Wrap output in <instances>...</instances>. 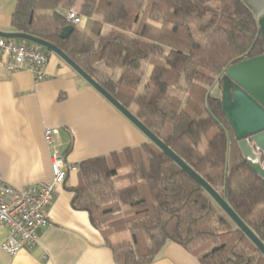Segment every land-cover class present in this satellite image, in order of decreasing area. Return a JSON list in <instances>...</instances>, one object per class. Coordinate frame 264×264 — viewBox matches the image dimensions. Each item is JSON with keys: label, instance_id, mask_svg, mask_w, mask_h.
Wrapping results in <instances>:
<instances>
[{"label": "trees", "instance_id": "1", "mask_svg": "<svg viewBox=\"0 0 264 264\" xmlns=\"http://www.w3.org/2000/svg\"><path fill=\"white\" fill-rule=\"evenodd\" d=\"M77 1L16 0L11 28L61 50L205 180L264 244V180L242 158L220 93H211L220 89L226 69L263 54L245 2L80 0L76 10ZM72 8L96 18L87 32L73 26L61 38L69 24L58 10ZM77 174L71 206L87 213L117 264L152 263L168 242L200 264H264L210 196L149 141L85 160ZM120 182L127 184L117 188ZM124 232L128 240L111 242Z\"/></svg>", "mask_w": 264, "mask_h": 264}, {"label": "crops", "instance_id": "2", "mask_svg": "<svg viewBox=\"0 0 264 264\" xmlns=\"http://www.w3.org/2000/svg\"><path fill=\"white\" fill-rule=\"evenodd\" d=\"M15 6L16 0H0V31L14 32L11 16ZM44 73L42 81L34 82L27 69L7 71L0 65V186L20 189L50 180L52 149L43 139L47 127L59 130L56 152L76 167L85 160L148 142L59 57L49 56ZM78 183L77 171L69 172L56 190L49 223L38 229L35 245L15 256L0 248V264H117L87 213L71 206V189ZM7 235V229L0 228V245ZM128 239L127 232L110 238L115 244ZM149 264L200 263L168 242Z\"/></svg>", "mask_w": 264, "mask_h": 264}, {"label": "water", "instance_id": "3", "mask_svg": "<svg viewBox=\"0 0 264 264\" xmlns=\"http://www.w3.org/2000/svg\"><path fill=\"white\" fill-rule=\"evenodd\" d=\"M243 1L253 13L258 24L262 39L263 54L241 61L225 70L219 85L221 109L234 134L242 158L249 168L264 180V0ZM72 30L73 27L71 25L66 26L62 30L60 37L65 38ZM0 38L29 42L59 57L140 131L149 142L160 149L162 153L197 183L264 257V244L241 221L227 202L205 180L139 122L129 110L116 101L61 50L48 42L16 32L5 33L0 31Z\"/></svg>", "mask_w": 264, "mask_h": 264}, {"label": "built area", "instance_id": "4", "mask_svg": "<svg viewBox=\"0 0 264 264\" xmlns=\"http://www.w3.org/2000/svg\"><path fill=\"white\" fill-rule=\"evenodd\" d=\"M60 14L72 27L79 28L81 25L82 16L74 8ZM48 61L49 56L37 47L0 38V65L7 71L27 69L34 82H39L45 78L44 68ZM58 136L59 130L56 128L43 130L44 142L52 149L49 181L20 189L0 186V228L8 231L0 248L10 256L35 245L38 229L49 223V210L58 186L65 181L69 172L77 171L76 166L68 165L64 157L56 152Z\"/></svg>", "mask_w": 264, "mask_h": 264}, {"label": "rangeland", "instance_id": "5", "mask_svg": "<svg viewBox=\"0 0 264 264\" xmlns=\"http://www.w3.org/2000/svg\"><path fill=\"white\" fill-rule=\"evenodd\" d=\"M79 6H80V0H78L77 1V3H76V10L79 8ZM96 17H94V16H91V17H86V16H83L82 17V22H81V25L79 26V28H80V30H82V31H84V32H87L89 29H90V27H91V24H92V22H93V20L95 19ZM108 31V28L107 27H105L104 28V30H103V32H107ZM19 42V41H18ZM62 61V60H61ZM64 63V62H63ZM65 64V63H64ZM66 65V64H65ZM146 78H147V75H145L144 76V78L142 79V82H141V84H140V86H139V92H141L142 91V88H143V85H144V83L146 82ZM183 81H181V83H182ZM183 84V83H182ZM170 92L172 93V94H174V95H176V96H178V97H182L184 94H183V92L180 90V89H171L170 90ZM211 93L213 94V95H218V90H217V88H216V86L215 87H213L212 89H211ZM136 129V128H135ZM138 131V130H137ZM141 135H142V137L143 138H145L146 139V141H148V139L140 132V131H138ZM203 148H204V146H203V144L201 145V147H200V149L201 150H203ZM127 184V182H124V183H119L118 185H117V187L118 188H121V187H123V186H125ZM123 236H125V235H123Z\"/></svg>", "mask_w": 264, "mask_h": 264}]
</instances>
